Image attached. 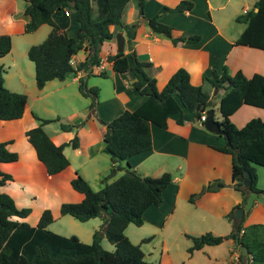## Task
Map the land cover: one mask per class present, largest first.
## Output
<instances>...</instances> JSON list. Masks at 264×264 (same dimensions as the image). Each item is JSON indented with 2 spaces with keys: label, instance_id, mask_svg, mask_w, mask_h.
Here are the masks:
<instances>
[{
  "label": "trees",
  "instance_id": "obj_1",
  "mask_svg": "<svg viewBox=\"0 0 264 264\" xmlns=\"http://www.w3.org/2000/svg\"><path fill=\"white\" fill-rule=\"evenodd\" d=\"M129 0H28L24 14L29 19L24 23L23 32L30 33L40 24H47L50 29L43 40L30 45L26 50L27 59L33 64L34 84L42 88L49 80H63L82 71L83 76L77 80V91L89 98L86 107L87 116L94 111L98 88L87 86L86 78L91 76V69L100 63V46L103 41L114 38L110 26L122 30L125 35L123 51L106 55L105 61L117 73L129 71L133 80L132 89L145 97L134 110H124L108 121H101L102 151L109 157V169L101 178V187L94 191L87 181L78 173L70 179L69 186L81 195L77 202H62L58 206V215H68L84 222L100 217L98 228L94 229L89 243L81 242L75 235L63 236L47 229L54 217L48 208H44L35 225L20 220L26 217L30 209L15 206L11 196L4 190L12 181L9 173L0 170V264H158L145 261L139 244H133L124 234L125 227L131 223L140 226L143 213L150 206H157L162 201V191L171 182V175L164 172L157 177L139 176L130 169L127 158L147 152L151 149L150 124L165 128L166 119L177 115L176 122L182 123V112L193 113L197 121L200 114L214 107L212 91H222L219 97L217 121L225 144L216 149L232 156L233 187L240 191L242 200L226 215L233 220L232 230L226 235L205 232L196 236L187 235L191 244L187 253L204 246H216L231 239L233 248L238 253L235 264H264V224L244 225L248 212L240 219L235 218V210L244 207L251 193L264 197V190L258 187L257 167H264V119L252 118L242 127H237L230 116L243 104L264 109V75L255 73L247 77L241 70L231 73L224 66L220 71L214 70L210 76L201 75L199 84L189 81V75L183 68L176 69L158 89L154 77L147 74L149 62L139 60L132 44L139 21L123 23L121 15ZM142 8L145 0H135ZM192 3L179 1L173 7L163 6L159 14L183 12L189 10ZM257 8V10H255ZM73 11L77 25L74 35L68 36L53 20L63 11ZM64 15V14H63ZM145 21L149 30L169 38L172 44L190 43L198 40V35L172 36V28L157 21V15ZM235 21L244 25L234 44L259 48L264 51V0H257L253 6L236 16ZM11 39L7 34H0V57L7 54ZM84 50L86 55L74 66L69 58ZM5 68L0 66V120H13L21 117L26 95L11 91L3 84ZM97 76H105L100 71ZM32 117L36 126L24 131L25 140L32 146L37 159L43 164L48 175L65 169L69 162L62 149L65 145L78 146L76 135L66 143L55 145L43 129V125L56 121L61 131H74L78 123H65L54 118ZM12 140L0 141V162H12L17 154L7 149ZM122 162L124 165L122 166ZM122 174L107 182L116 172ZM251 177L248 187L244 183V173ZM225 186L220 179L210 181L198 192L188 197L189 202L207 191H217ZM235 218V219H234ZM105 238L112 244V250L102 248L100 241ZM144 240V239H143ZM142 240V241H143ZM247 248L243 256L239 247Z\"/></svg>",
  "mask_w": 264,
  "mask_h": 264
},
{
  "label": "crops",
  "instance_id": "obj_2",
  "mask_svg": "<svg viewBox=\"0 0 264 264\" xmlns=\"http://www.w3.org/2000/svg\"><path fill=\"white\" fill-rule=\"evenodd\" d=\"M27 1L0 0V34H7L11 39L9 52L0 57V66L5 68L3 82L7 78L11 86L14 85L11 75L8 74L11 67L19 72L15 83L24 86L25 82L22 70L17 65L14 56L9 55L12 52V39L31 33L35 34L31 35V38L26 37V51L30 45L44 38L50 29L47 24L42 23L31 33L23 32L24 23L29 19L23 12ZM179 1L181 0H145L142 8L139 9L135 0H129L121 15L123 23L139 21L132 49L139 60L149 62L147 74L155 78L158 89L178 68L187 71L189 81L194 85L200 83L201 75L210 76L214 70L220 71L224 66L228 67L231 73L241 70L247 77L255 73L264 75V51L234 44L235 39L244 29L243 24L235 21L236 16L251 8L257 0H187L192 3L189 10L159 14L163 6L173 7ZM154 15H157V21L172 28L173 37L198 35V40L172 44L169 38L151 32L145 21L141 19V16L147 19ZM53 20L68 36L74 35L77 25L73 11L69 10L67 16L63 14L54 16ZM112 29L122 34L124 39L122 51L128 54L124 32L115 26H110V30ZM115 52L117 50L114 38L102 42L99 53L101 67L100 69L92 67L91 76H97L102 71L105 74L104 78L109 79L110 83L94 85L98 88V96L94 111L88 116L86 107L89 98L81 96L77 91V80L84 75L82 71H77L63 80H49L40 89L35 87L34 71L30 74L27 71L35 89L33 91V87L30 86L27 89L24 88L26 104L21 117L13 120H0V129L3 127L10 129L16 125L20 132L24 133L25 130L37 124L32 114L44 118L42 113L47 111L45 107L40 108L37 101L54 97L63 100L71 107L70 119L76 120L70 123L79 124L74 131H61L58 127L49 130V123L43 125V129L55 145L68 142L73 135H76L78 139L76 148L70 145L63 147L62 152L69 164L56 174L48 175L45 172L43 164L37 159L34 149L27 141L23 146V152L17 154L15 161L0 162V170L9 173L12 177V181L4 190L13 198L15 206L18 208L31 207L29 214L20 219L27 221L29 225L36 224L45 207L49 208L56 219L60 217L58 215L60 203L77 202L81 199V195L69 186V181L75 173L81 175L90 186L91 181L101 185L100 180L107 175L109 169V157L102 151L104 127L101 121L111 120L124 110H134L145 99L132 89L130 84L133 76L129 71L114 72L110 64L105 61L106 55ZM85 55L84 50L79 51L73 55L74 61L77 63ZM88 81L89 77L86 78L87 86H93ZM28 85H30L29 82ZM29 94L32 95L30 103H28ZM76 94L85 100L79 108L73 106L68 100L70 97L74 99ZM212 95L216 96L213 99L214 117L219 121L218 101L222 91L213 90ZM76 101L79 102L77 99ZM176 117V114L167 117L165 128L150 124L151 149L132 155L126 160L130 169L139 176L157 177L164 172L171 175V182L162 191L161 203L145 210L143 222H149L150 225L163 232L174 216L183 217L186 221L182 223L181 230L188 231L189 234L186 235L196 236L205 232L226 235L232 230L233 224V220H229L226 215L241 202L242 195L233 187L231 154L215 148L223 146L225 139L221 135L206 130L203 125L200 126L193 118L192 112H182L181 124L176 122ZM252 118L264 119V109L243 104L230 116L231 121L239 127ZM10 137L11 134L8 133L0 134L1 141L9 140ZM7 145V149L12 151V148ZM121 165L123 166L124 163L122 162ZM122 172L123 170L116 172L107 179V182L112 181ZM257 176L258 187L264 190V167H257ZM215 179L222 180L225 186L217 191L201 193L193 202L188 201L191 194L198 192L201 187ZM62 194L68 195L67 200L62 198ZM38 204L39 207L34 216L35 210L33 209ZM31 216H34L32 220H30ZM95 218L91 220H96ZM98 218L96 222L91 223L88 229H84L87 232H79L82 237L75 234L81 242H90L93 230L98 228L102 222V219ZM253 223L264 224V202L255 200L249 210L244 225ZM161 238L163 244L165 241L163 234ZM205 247L194 252H199ZM216 248L219 251L213 254L214 260H218L216 256H226L225 264H231L233 257L238 254L233 248L231 239L216 245ZM198 264L205 263L199 262Z\"/></svg>",
  "mask_w": 264,
  "mask_h": 264
},
{
  "label": "rangeland",
  "instance_id": "obj_3",
  "mask_svg": "<svg viewBox=\"0 0 264 264\" xmlns=\"http://www.w3.org/2000/svg\"><path fill=\"white\" fill-rule=\"evenodd\" d=\"M31 35H35V34L31 33L25 36H18L16 38H13L12 39V52L11 54H9V55L14 56V59L16 60L17 65L22 70L21 73H23V77L25 80L24 86H22L20 83H15L17 74H19V72H17L15 68H12V67L8 71V74L11 75V80L13 81L14 85L11 86V84L7 81V78H5V81L3 82L6 88L13 89L15 90V92H19V93H23L24 90L27 89L29 86L33 87V91L35 89L33 86V83L31 82V76H29V74L32 73L33 71V64L27 59L26 51H25V48L27 46L26 37L31 38L32 37ZM42 40L43 38L39 39L34 44H37L41 42ZM6 57L8 58L9 56H6ZM27 71H29V74L27 73ZM28 82L30 85H28ZM88 83L92 84L93 86L101 84V83L108 85V83H110V80L107 78H104V76L102 77L101 76H89ZM76 99L79 102H77ZM68 100L73 106L77 108H79L80 104L83 103V101H85L84 98H82L78 94L74 96V99L70 97ZM31 101H32V95L29 94L28 103H30ZM37 102L39 103L40 108L45 107L47 109L45 113H42L43 114L42 116L44 118H54L57 116L59 118V121H62L65 123L67 122L70 123L76 120V119H70L71 107H69V105H67L63 100H60L54 97H47V98L38 100ZM238 124L240 123L238 122ZM57 127H58V123L56 121L50 122L48 125L49 130H51V128L54 129ZM237 127L239 126L237 125ZM48 129H46L47 132H49ZM3 132L11 134L10 139L12 140V142L9 143V145L7 146L9 148H12V151L15 152L16 154L23 152L24 150L23 146L25 145L26 140H25L23 133L20 132L17 126L16 125L12 126L10 127V129L8 127H3L2 129H0V134ZM90 187L92 190L96 191L101 187V185L95 184L91 181ZM67 196L68 195L66 194H62V198H64V200H67L66 199L68 198ZM27 207L31 211V207L30 206H27ZM38 207H39V204L37 207H35V209H33L35 210L33 212L34 216H35V213ZM34 216H31L30 220H32ZM95 219L96 220L88 219L84 222H79L73 219L71 216L62 215L59 218L54 219L53 222L50 223V225H47V229L51 232H54L60 235L67 234L66 236H68V234L70 235L78 234L79 236L82 237L80 233L87 232L84 229H88L91 223H93V221L96 222L97 219L99 218L96 217ZM184 221H186L185 218L174 216L172 222H169L167 224L163 232H161L159 228H156L150 225L149 222H143L140 226H135L129 223L124 229V234L126 237H128L131 243L139 244V248L143 252V259L145 261L159 262L162 264H198L199 262H204L205 264H225L224 260H226V256L225 257L216 256V258L218 257V260L217 261L214 260L213 254L219 251L218 248H216V246H206L203 250L199 252H194L192 255L187 253V248L190 246L191 241L186 235V234H189L187 233L188 231L181 230V227L183 226L182 223ZM162 234L165 238V241L163 244H162V238H161ZM100 244L102 248L105 250L109 251L113 249L112 244L109 243L104 237L101 239Z\"/></svg>",
  "mask_w": 264,
  "mask_h": 264
},
{
  "label": "water",
  "instance_id": "obj_4",
  "mask_svg": "<svg viewBox=\"0 0 264 264\" xmlns=\"http://www.w3.org/2000/svg\"><path fill=\"white\" fill-rule=\"evenodd\" d=\"M255 10H257V8H255ZM111 31L114 34L115 48L118 52H120L123 50V46H124L123 36L120 32L116 31V29H112ZM215 90H217V89H215ZM214 114H215V112H214L213 108L207 109L205 111L206 117H205V120L203 122L204 128L210 132L215 133V134L225 135L221 131L220 126L214 117ZM244 183L248 187L250 186V183H251V177L247 171H245V173H244ZM255 200H257L259 202H264V197H258L255 193H251L247 199L246 205L244 207H238L235 210V218L240 219L245 212H248L252 208ZM239 249H240L243 256L247 255L248 250L246 247L240 246Z\"/></svg>",
  "mask_w": 264,
  "mask_h": 264
},
{
  "label": "built area",
  "instance_id": "obj_5",
  "mask_svg": "<svg viewBox=\"0 0 264 264\" xmlns=\"http://www.w3.org/2000/svg\"><path fill=\"white\" fill-rule=\"evenodd\" d=\"M63 14L65 15V16H67L68 15V13H67V11L66 10H64L63 11ZM69 64L70 65H72V66H74L75 65V61H74V58H73V55L69 58ZM94 68H96V69H100V67H101V60H100V63L97 65V66H93ZM205 111L203 112V113H201L200 114V116H199V118L197 119V122H198V124L201 126V125H203V122H204V120H205ZM237 258H238V254H237V256H234L233 257V262L231 263V264H235L236 262H237Z\"/></svg>",
  "mask_w": 264,
  "mask_h": 264
}]
</instances>
